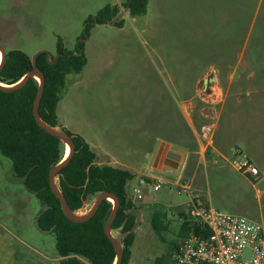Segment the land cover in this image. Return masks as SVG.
I'll list each match as a JSON object with an SVG mask.
<instances>
[{
  "label": "rangeland",
  "instance_id": "rangeland-1",
  "mask_svg": "<svg viewBox=\"0 0 264 264\" xmlns=\"http://www.w3.org/2000/svg\"><path fill=\"white\" fill-rule=\"evenodd\" d=\"M125 3L0 0V44L31 59L42 51L56 56L60 43L72 52L85 44L87 65L81 74L67 76L58 105L60 121L70 128L56 129L93 142L99 164L131 171L129 197L143 173L168 183L192 179L197 202L264 222V0H149L148 13L135 18ZM107 5H118L119 16L91 25L86 35L88 18ZM205 127L214 131L215 150L202 152ZM144 133L148 137L138 142ZM158 138L173 144L167 153L181 154L178 168L165 164L163 148L148 160L129 154ZM233 148L258 166V183L222 161L219 153L228 155ZM66 150L65 144V156ZM97 198L90 197L76 214L89 213ZM189 199L173 184L146 191L143 202L131 199L135 209L149 213L150 202L154 212L164 214L160 233L147 215L136 225L131 264H178L171 255L183 237L180 217ZM43 209L15 177L12 161L0 154V223L54 258V235L36 224ZM113 235L122 241L120 230Z\"/></svg>",
  "mask_w": 264,
  "mask_h": 264
},
{
  "label": "trees",
  "instance_id": "trees-1",
  "mask_svg": "<svg viewBox=\"0 0 264 264\" xmlns=\"http://www.w3.org/2000/svg\"><path fill=\"white\" fill-rule=\"evenodd\" d=\"M149 0H126L125 6L132 17L144 16L148 12ZM120 13L118 5H107L94 17L88 18L85 34L91 25H105L113 22ZM123 27V21H116ZM85 44L80 42L75 52L58 45V58L46 51L39 52L34 61L21 50H6V63L0 72V82L6 85L18 83L35 67L45 76V92L40 106L41 119L53 128L59 127L56 108L66 87V79L71 74H81L87 65ZM40 83L31 78L21 89L5 92L0 89V154L12 161L15 176L22 180L28 191L42 203L44 209L37 216L36 224L43 233L53 234L60 264H115L114 245L105 234V225L113 205L105 200L96 215L87 222L76 223L68 219L60 200L50 184V171L65 158V144L49 134L37 122L34 103ZM75 143L76 152L69 164L58 174V186L76 213L85 202L103 192H111L120 200L118 216L113 230H120L123 239L124 259L122 264H130L136 234L133 229L135 218L129 216L133 208L127 187L135 175L125 169L97 162V154L89 143L78 134L63 128ZM67 152V150H66ZM164 214L156 212L153 228L162 232ZM190 231L188 223H183L180 236Z\"/></svg>",
  "mask_w": 264,
  "mask_h": 264
},
{
  "label": "built area",
  "instance_id": "built-area-1",
  "mask_svg": "<svg viewBox=\"0 0 264 264\" xmlns=\"http://www.w3.org/2000/svg\"><path fill=\"white\" fill-rule=\"evenodd\" d=\"M213 133L211 127L203 129L204 140H200L202 152L209 148L215 150ZM219 156L225 164L253 183L261 180L260 169L241 148H233L228 155L219 153ZM169 184L177 186L179 194L185 193L190 198L183 207V223H188L190 231L174 248L172 261L178 264H264V222L197 202L193 198L192 179L168 183L160 176L143 174L133 185L130 199L143 202L146 191L159 192Z\"/></svg>",
  "mask_w": 264,
  "mask_h": 264
},
{
  "label": "water",
  "instance_id": "water-1",
  "mask_svg": "<svg viewBox=\"0 0 264 264\" xmlns=\"http://www.w3.org/2000/svg\"><path fill=\"white\" fill-rule=\"evenodd\" d=\"M0 50L2 52V61L0 63V72H1L5 63H6L7 58H6V50L3 47V45H1V44H0ZM50 56L51 55L49 54V57ZM57 58H58V56H56L54 58V60L51 61V64H54ZM33 61H34V59H33ZM32 77L35 79H37V77H38L40 79V80H38V82L40 83L39 91H38V94H37V97H36V100L34 103V115H35V118H36L38 124L44 130H46L49 134L57 137L59 140H61L64 144H66L70 148L69 155L67 157L65 156L64 160L61 163H59L58 165H56L50 171L49 178H50V184H51L52 190H53L54 194L57 196V198L60 200L62 208H63L66 216L68 217V219L73 221V222H76V223H84V222L89 221L90 219H92L96 215L100 206L102 205V203L105 200L110 201L109 200L110 198H112L114 200L111 214H110V216L106 222V225H105V234L110 239L112 244L114 245V248H115V251L117 254L115 264H122L123 259H124V248H123L121 240L113 235V229H112L113 224H114V222L118 216V212H119V208H120L119 198L111 192H103V193L98 195V198H97L95 204L93 205L92 209L89 211V213H87L84 216H78L71 209L67 199L65 198L62 191L60 190L59 186L56 183V179H57L58 174L69 164L70 160L73 158V156L76 152V147H75L74 140L70 135H68L64 131H60V130H57L56 128L49 126L40 117V106H41V101H42V98H43V95L45 92V76H44V74L39 69H37L35 67L32 71L28 72L16 84L6 85V84H3L0 82V89L5 91V92L17 91V90L23 88ZM168 149H169V145H167L165 148V153H166V157H167L165 160V164L171 168H178L179 163L182 159L181 154H178L174 151H169L167 153Z\"/></svg>",
  "mask_w": 264,
  "mask_h": 264
},
{
  "label": "crops",
  "instance_id": "crops-1",
  "mask_svg": "<svg viewBox=\"0 0 264 264\" xmlns=\"http://www.w3.org/2000/svg\"><path fill=\"white\" fill-rule=\"evenodd\" d=\"M59 103H58V105H59ZM58 105L56 108V114H57V117L59 120V124H61L63 127L67 128V129H69L70 128L69 125H67L64 121H60V119H59V115H58L59 107H58ZM73 133L79 134L76 131ZM147 137H148V133L142 134V136L140 137L138 142L140 141V143H142L144 138H147ZM83 138L89 143L91 148L94 149L93 148L94 143L89 141V139H86L85 137H83ZM138 142H135V144H137ZM115 144L120 145V144H124V143L120 142V141H116ZM166 144H167V141H164V139L158 138L151 145L146 144V145H148V149H146L144 151H140L137 147H135V148L133 147L129 150V154L134 156V157L137 155H140V156L143 155L144 158H147V160H148L153 154H155L156 152L158 153L162 148L165 149ZM168 145H169V150H170L172 148L173 144L169 142ZM106 151H107V149H106ZM117 151H118V149H117ZM101 152L104 153L105 151L101 150ZM147 170H148V168H147ZM143 174H145V173H143ZM14 175H15V173H14ZM17 179H19V178H17ZM19 181L22 182L21 179H19ZM148 205L149 206L147 208H149V211H148L149 213H147L141 209H135L134 207L129 210V212H128L129 216L135 218V226L133 229L134 233L136 231V229H135L136 225L142 221V217L144 215H147L149 218H151L153 220L155 213H156L153 211L154 205H153V203H150V202H148ZM150 209L153 212H151ZM183 217H184L183 215L180 217L181 222H183ZM136 241H137V237L135 239V243H136ZM57 255H56V257L52 258V257H49L47 255H43L41 253H38L36 250H34L32 247H30V245H28V243H26V241L22 237L14 234L6 226H4L0 223V264H60V261L62 260V258L59 255L58 256ZM130 264H131V262H130Z\"/></svg>",
  "mask_w": 264,
  "mask_h": 264
},
{
  "label": "bare ground",
  "instance_id": "bare-ground-1",
  "mask_svg": "<svg viewBox=\"0 0 264 264\" xmlns=\"http://www.w3.org/2000/svg\"><path fill=\"white\" fill-rule=\"evenodd\" d=\"M1 61H2V52L0 50V63H1ZM69 153H70V148L67 146L66 157L69 155ZM56 183H57V181H56ZM109 200H113V199L110 198ZM113 202H114V200H113Z\"/></svg>",
  "mask_w": 264,
  "mask_h": 264
}]
</instances>
